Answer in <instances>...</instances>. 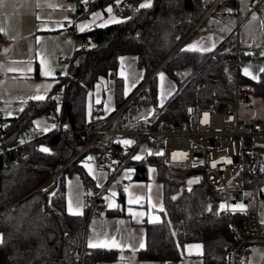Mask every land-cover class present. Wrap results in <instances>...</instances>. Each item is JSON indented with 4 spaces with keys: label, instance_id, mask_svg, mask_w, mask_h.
<instances>
[{
    "label": "trees",
    "instance_id": "obj_1",
    "mask_svg": "<svg viewBox=\"0 0 264 264\" xmlns=\"http://www.w3.org/2000/svg\"><path fill=\"white\" fill-rule=\"evenodd\" d=\"M213 1L152 0L151 7L139 8L142 0H120L119 4L116 0H89L81 8L78 18L114 5L124 19L79 34L86 38L87 47L74 50L67 73L58 77L54 90L42 101L27 100L23 111L7 118L0 133L5 150L0 154V236L5 240L0 245V264H73L80 251L86 264L116 257L113 249L84 247L85 212L75 216L65 210L66 175L75 173L85 193L96 190L81 165L84 156L75 157L85 140L82 131L92 117L86 112L87 95L99 76L106 78L116 71L118 56L130 54L142 70V78L161 65L159 71L174 83L172 93L158 106L156 74L148 81L145 94L153 115L159 113L161 119L185 122L189 105L207 106L221 98L227 93L228 76L232 74L226 67L231 51L221 43L210 52L184 48ZM221 3L235 5L234 0H221L217 5ZM258 58L257 79L250 81L239 72L237 79L252 83L256 93L264 94V45ZM113 82L117 106L125 94L121 77L115 75ZM40 114L48 121H57V128L12 149L19 133L32 127ZM42 147L48 152H42ZM131 165L135 180H146L147 167H155L162 183L164 209L159 211L158 222L144 223V247L137 251V258L177 261L185 243H199L201 264H224L231 239L227 221L215 216L222 192L208 185L203 174L190 166L164 164L151 156ZM193 177L198 183L188 185L186 181ZM118 201L123 206L121 194ZM110 213L122 214L117 209Z\"/></svg>",
    "mask_w": 264,
    "mask_h": 264
},
{
    "label": "built area",
    "instance_id": "obj_2",
    "mask_svg": "<svg viewBox=\"0 0 264 264\" xmlns=\"http://www.w3.org/2000/svg\"><path fill=\"white\" fill-rule=\"evenodd\" d=\"M70 1L75 4L76 14L61 23L64 29L63 38L73 39L75 50L85 49L86 38L75 37L71 28L77 13L87 2ZM234 1L236 4L239 0ZM244 1L250 10L261 3H257V0ZM213 6L214 4L205 14L210 12ZM117 12L120 13L119 10ZM239 26L240 24L236 23L231 33L220 44L231 51L226 64L234 81L231 94L227 92L207 106L189 105L185 122L160 119L159 113L153 115L154 109L145 94L148 81L159 71V65L148 76L141 78L125 95L123 101L101 121L90 120L82 131L85 134L84 143L75 156H84L90 152L94 158L91 163L105 172L104 186L112 185L121 192L127 184L121 181L123 178L119 176L126 169L134 172L131 164L139 161L132 159L136 155L142 159L149 156L158 157L164 164L190 166L201 171L207 184L222 192L215 216L227 221L231 239L225 251L224 264H243L247 249L254 246L264 247V214L259 208L260 201L264 199V171H261L264 167V94L256 93L252 83H240L237 79L238 63L243 52L237 35ZM6 43L0 36V44ZM52 73L59 74L55 70H52ZM250 96H259L258 102L263 104L260 108L262 116L252 118L240 114L239 100L248 102ZM50 112L48 109L47 113ZM205 114L206 123L203 122ZM5 124L6 118L0 105V133ZM54 125L56 129L58 122L55 121ZM45 133L34 128L23 130L11 148H19ZM125 139L134 143L130 146L117 143ZM4 152L0 144V154ZM149 152L153 154L149 155ZM157 152H162L163 155H155ZM173 153L176 154V159H173ZM229 159L232 163L227 162ZM213 162H216V167H212ZM102 192V189L96 188L95 191H87L84 194L86 218L101 215L105 207ZM245 193L248 195L245 196ZM221 203H243L245 210L222 211L219 209ZM73 264H86L82 251L74 256ZM92 264L98 263L95 261Z\"/></svg>",
    "mask_w": 264,
    "mask_h": 264
},
{
    "label": "crops",
    "instance_id": "obj_3",
    "mask_svg": "<svg viewBox=\"0 0 264 264\" xmlns=\"http://www.w3.org/2000/svg\"><path fill=\"white\" fill-rule=\"evenodd\" d=\"M144 1L147 2V0ZM220 1L221 0L213 1L211 4H214L213 8L210 12L203 15L200 22L210 19L214 22L211 23L208 28H213L216 25L215 20L223 21L229 17L231 19L229 21L231 24L230 30L223 33L224 37L219 42L221 43V41L231 33L235 24L239 23L240 26L238 27L237 35L239 45L243 49L242 54L250 56L251 53H254L258 49L260 50L264 45V21L261 20L259 15H263L264 2H261L253 10H250L243 0L248 12L245 18L238 22L235 21L238 2L233 6L234 11H229L232 7L223 5V3L217 5ZM109 6L113 8L111 14L106 11ZM115 7L114 5H108L105 9L96 8L81 18H78V12L77 18L71 28L73 35L78 37L79 34L83 32L100 27L99 25L108 21L110 16L120 21L123 20L124 16L118 13V9H115ZM255 12H257V18L253 20L252 15ZM74 13L76 14L75 4L70 0H0V27L5 29L4 32H0V36L7 41L6 44H0V105L6 121L8 117L17 114L27 100H33L29 97L36 94V88L38 86L41 89L39 94L45 95L46 97L54 90V85L58 81L59 74L62 76L67 73L68 60L75 50V45L73 39L65 40L63 38L64 29L61 27V23L68 18L71 19ZM95 13H100V19L97 20L94 18ZM226 23L223 22L224 25H226ZM81 24L88 25V27L84 31H81L79 27ZM110 24L113 23H107L106 26ZM41 56L48 58L52 70L58 71V75L52 74L50 77L41 75L39 65ZM121 58H123V60ZM133 59L135 64V57ZM28 61L31 63L28 64ZM131 61L132 58L130 54L118 56V66L120 62L127 63ZM28 67H31L33 71L26 74L28 77L27 79L21 78L22 74L19 71H6L7 68L27 69ZM64 68L66 69L65 74L62 73ZM139 70L140 78L130 79L128 86L133 83L136 84L141 79L142 70ZM116 76L121 77L123 82L122 76ZM48 85H51V87L48 88L45 93L43 89ZM131 88L132 87H130V90ZM123 89L125 93L124 85ZM91 90L92 92L94 91V96L90 99L92 93H88L86 98V112L88 115L91 114L92 120L96 119L101 121L115 105L112 101L106 105H103L101 102L97 104L98 108L96 109L92 108V106L88 108V103L93 105V103L97 102L98 98L100 100L99 94L101 91L102 93L104 91L97 81L93 84ZM9 111L12 113L11 116L8 115ZM39 117L46 119L45 114L36 116L30 128H33L35 121ZM46 123L49 125L48 128L50 127V130L54 129L50 126L47 119L45 123L42 122L39 124L41 126H46ZM41 128L44 129L43 127ZM85 162L86 161L83 159L81 165L86 174L92 179L95 187L102 189L105 207L100 216L86 218L83 246L88 247L89 239H92L93 242L103 240L104 237L100 235L102 232L116 235L117 229L120 230L119 238L121 242L128 245V247L123 248V250L113 249L116 253V257L113 260H98V264H201L202 247L199 250L193 249L192 254H189L187 247L189 245H200L199 243H185L181 251L182 257L177 261L139 260L137 258V251L141 249V242L144 244V223H153L149 222V220L154 216L159 217L160 220L159 205H163L162 183L156 177V169L153 166L147 167L146 180H135L132 177L133 173L130 172L129 169L124 170L119 178H123L121 181L127 184L128 192H121L113 188L112 185L104 186L105 172L89 162L97 177L93 179L84 167ZM150 169L154 171H150ZM67 176L69 177V175ZM67 176H65V210L68 212L70 201L75 205L77 200H79L83 205V212H85L86 204L84 201L85 191L83 185L78 176L77 178L70 177L66 180ZM98 183L102 184L103 187H98ZM111 191H115L117 195L111 197ZM120 194L123 196V206L118 201V196ZM105 196L114 200L116 207L109 208V201L104 199ZM130 196L142 197L141 204L129 205L128 199ZM152 205H156L157 207L154 208ZM129 207L132 208L133 212L144 213V216L136 217L130 215L128 211ZM115 209L122 212V214H111L110 212ZM242 263L264 264V247L254 246L246 250Z\"/></svg>",
    "mask_w": 264,
    "mask_h": 264
},
{
    "label": "rangeland",
    "instance_id": "obj_4",
    "mask_svg": "<svg viewBox=\"0 0 264 264\" xmlns=\"http://www.w3.org/2000/svg\"><path fill=\"white\" fill-rule=\"evenodd\" d=\"M143 1L144 0H142L141 3H145V1L144 2ZM230 11H234V8L232 7ZM247 12H248V10H247V7H246L244 1L243 0L238 1L237 15H236L235 21H238V22L242 21L245 18V16L247 15ZM262 13L264 15V12H262ZM254 14H255V16H257V12H255ZM263 15L261 14L259 16H260L261 20L264 21ZM217 19H218V17H217ZM230 20L231 19L229 17L224 19L223 21L215 20L216 25L213 28H208V27L214 21H211L210 19H206V20L202 21V23L195 30L194 34L189 39H187V41L184 44V48L187 49L188 46L193 45V44H197L201 48L212 47L213 45H215V47H216V45H218L220 43L219 41L224 37L223 33L225 31L230 30V26H231V24L229 23ZM223 22H225V23L228 22V23H226V25H224ZM259 52H260V50L258 49L254 53H251V55L248 57L247 56H243V57L241 56L240 57L239 63H238V72H239L240 76H244V77L248 78L250 81L254 80L250 76L244 75V69L248 68L252 74L257 76V73H258L260 65H261V63H260L261 60H260V58H258ZM130 57L132 58L131 62H127V63L120 62L119 66L115 72L107 74V76H106L107 86L104 89L103 93L101 91L99 94L101 101L98 98L100 103L102 102L103 105L104 104L106 105L107 103L109 104L111 101L113 103V83H114L113 79H114V75L122 76L121 73H123L122 77H123L124 88L126 86H128L130 79H132V78H138L139 79L140 78V74H139L140 70L138 68H136V66L134 64V59H133L134 56L130 55ZM65 72H66V69L64 68V71L62 73L65 74ZM161 73H163V72L157 71V73H156V79H157V96H156V98H157V105L158 106L160 105L162 99H163V102H165L167 96H169V93H172V91L174 89V83L164 73H163L164 74V80L162 81L160 79ZM141 78H142V76H141ZM238 81L240 83H242V81H240V80H238ZM227 85L228 86H227L226 92H229L231 94V92L233 90V86H234V81L231 77V74L228 76V84ZM89 93H92V96L90 97V99H91L94 96V91L92 92V90H90ZM258 98H259V96H250L248 102H246L245 100H243V101L239 100L240 114L242 116H248V117H252V118H257V117L262 116L260 108L263 107V104L258 102ZM97 104H98L97 102L93 103V105L88 103V108L90 106H92V108L96 109V108H98ZM45 120H46L45 118L43 119V117H39L35 121L33 128H36V129H42L41 127H43V128L47 127L48 128L49 125L47 123H46V126H41L39 124L42 122L45 123ZM48 122L50 123V126H52L54 124L53 121H48ZM37 126H39V127H37ZM89 156H91L90 152L86 153L84 155L83 159L86 162H88L87 157H89ZM150 166H153V165H150ZM172 166H175V165H172ZM177 166H179V165H177ZM199 172H201V171H199ZM70 177L71 178L72 177L77 178V175L75 173H72L69 175V177L68 176L66 177V180H68ZM259 208H260V211L264 214V199L260 201Z\"/></svg>",
    "mask_w": 264,
    "mask_h": 264
},
{
    "label": "snow or ice",
    "instance_id": "obj_5",
    "mask_svg": "<svg viewBox=\"0 0 264 264\" xmlns=\"http://www.w3.org/2000/svg\"><path fill=\"white\" fill-rule=\"evenodd\" d=\"M85 2H87V0H85ZM116 2H117V4H119L120 3V0H116ZM260 2H264V0H257V3H260ZM152 6V0H147V2H145V3H141L140 5H139V8H149V7H151ZM106 11L109 13V14H111L112 13V11H113V8L111 7V6H109L107 9H106ZM230 11V10H229ZM94 18L95 19H100V13H95L94 14ZM257 17L255 16V14L253 13V15H252V19L253 20H255ZM121 23L122 21H120V20H117V19H115L114 17H111L110 16V19L108 20V21H105L104 23H101L99 26L100 27H104V26H106V24L107 23ZM80 30L81 31H84L87 27H88V25H85V24H81L80 26ZM5 31V29L3 28V27H0V32H4ZM38 42H39V40H38ZM215 47V45H213L212 47H207V48H201V47H199L197 44H193V45H190V46H188V48L186 49L187 51H193V52H196V51H201V52H210V51H212L213 50V48ZM39 55V54H38ZM122 60H123V58H121ZM28 64H30L31 62L30 61H28L27 62ZM39 65H40V72H41V75H43V76H45V77H50V76H52V68H51V66H50V64H49V62H48V58L47 57H45V56H41V58H40V61H39ZM6 71L7 72H17V71H19V72H21V74H22V76H21V78H23V79H27L28 77H27V73H31L32 71H33V69L31 68V67H28L27 69H16V68H7L6 69ZM261 72H264V68H262L261 69ZM121 75L123 76V73H121ZM244 75H246V76H250L252 79H257V76L256 75H254V74H252L250 71H249V69L248 68H245L244 69ZM160 79L163 81L164 80V74L163 73H161L160 74ZM51 87V85H48V86H46V87H44V89H43V91L46 93L47 92V90H48V88H50ZM130 87H135V83H133V84H131L130 86H126L125 87V95H127L128 94V91L130 90ZM40 87L38 86L37 88H36V94H34V95H32V96H30L29 98L30 99H33V100H37V101H42V100H44L45 99V95H41V94H39L40 93ZM171 93H169V95H170ZM97 103H100V101L99 100H97ZM163 105V99L161 100V106ZM19 111H23V109L21 108V109H19ZM8 115L9 116H11L12 115V113H11V111H9L8 112ZM203 122H207V114H205V120L203 121ZM52 128H55L56 127V125H52L51 126ZM50 129L49 128H47V127H45L44 129H43V131H45V132H47V131H49ZM117 143H122L123 145H126V146H130L131 144H133L134 143V141H131V140H127V139H125V140H122V141H117ZM42 152H48V149L47 148H44V147H42L41 149H40ZM153 153H151V152H149V155H152ZM155 155H163V153L162 152H157V153H154ZM94 158L93 157H91V156H89V157H87V161L88 162H85L84 163V167L87 169V171H88V174L90 175V176H92V178L93 179H96L97 177H96V174H95V172H94V169H93V167L91 166V164L89 163V162H91L92 160H93ZM132 159H134V160H141L142 159V157L141 156H139V155H136V156H133L132 157ZM173 159H176V154L175 153H173ZM228 163H232V161H231V159H229L228 161H227ZM196 165L194 164L193 165V167H195ZM212 167H216V162H213V164H212ZM150 171H154L153 169H150ZM261 171H264V167H262L261 168ZM195 181H189V183L191 184V183H194ZM97 186L98 187H103V185L102 184H97ZM124 191L125 192H128V188L126 187L125 189H124ZM89 194H91V193H89ZM117 195V193L115 192V191H111V197H115ZM248 194L247 193H245V196H247ZM104 199L105 200H108L109 201V203H108V207L109 208H113V207H116V204H115V202H114V200H111L108 196H105L104 197ZM143 198L142 197H139V196H130L129 197V199H128V204L129 205H132V204H141V200H142ZM173 199H175V197H173ZM142 206V205H141ZM152 207H157L156 205H152ZM219 209L220 210H231L232 212H236V211H244L245 210V205L243 204V203H236V204H233V205H226V204H224V203H221L220 205H219ZM164 209H163V205L161 204V205H159V211H163ZM209 210H211V207H209ZM128 211H129V214L130 215H133V216H136V217H142V216H144V213H142V212H133V210H132V208L131 207H129V209H128ZM68 212H69V214L70 215H75V216H80V215H83V205L80 203V201L79 200H77V202H76V204L75 205H73V203L70 201L69 202V205H68ZM159 220V217H151L150 218V220H149V222H157ZM122 223V222H121ZM119 229H117V234L116 235H111V234H109V233H106V232H102L100 235H102L103 237H104V239L103 240H97V241H95V242H93V240L92 239H89V241H88V247L89 248H100V249H108V250H111V249H121V250H123V248H125V247H128V245L127 244H124V243H122L121 242V240H120V238H119ZM173 235H175L174 233H173ZM5 243V240H4V238H3V236H0V245H2V244H4ZM140 247L141 248H143L144 247V244H143V242H141V244H140ZM178 247H179V245H178ZM188 247V252H189V254H192V250L193 249H197V250H199L202 246L201 245H189V246H187ZM199 254V253H198Z\"/></svg>",
    "mask_w": 264,
    "mask_h": 264
},
{
    "label": "water",
    "instance_id": "obj_6",
    "mask_svg": "<svg viewBox=\"0 0 264 264\" xmlns=\"http://www.w3.org/2000/svg\"><path fill=\"white\" fill-rule=\"evenodd\" d=\"M97 82H99L100 83V85H101V87L103 88V89H105L106 88V86H107V82H106V78L104 77V76H99L98 78H97ZM189 181H195L194 183H198V181H199V179L197 178V177H193V178H189L187 181H186V183L188 184V185H191V184H193V183H189Z\"/></svg>",
    "mask_w": 264,
    "mask_h": 264
}]
</instances>
